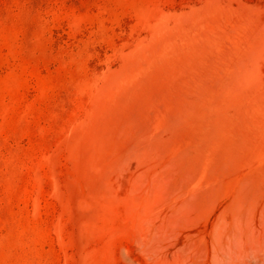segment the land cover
Segmentation results:
<instances>
[{
  "label": "rangeland",
  "instance_id": "1",
  "mask_svg": "<svg viewBox=\"0 0 264 264\" xmlns=\"http://www.w3.org/2000/svg\"><path fill=\"white\" fill-rule=\"evenodd\" d=\"M0 264H264V0H0Z\"/></svg>",
  "mask_w": 264,
  "mask_h": 264
}]
</instances>
